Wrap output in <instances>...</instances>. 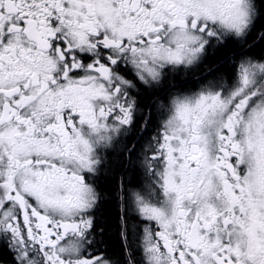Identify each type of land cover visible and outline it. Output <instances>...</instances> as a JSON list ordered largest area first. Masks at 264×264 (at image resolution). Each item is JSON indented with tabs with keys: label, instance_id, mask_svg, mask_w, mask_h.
I'll return each instance as SVG.
<instances>
[{
	"label": "snow or ice",
	"instance_id": "snow-or-ice-1",
	"mask_svg": "<svg viewBox=\"0 0 264 264\" xmlns=\"http://www.w3.org/2000/svg\"><path fill=\"white\" fill-rule=\"evenodd\" d=\"M0 264H264V0H0Z\"/></svg>",
	"mask_w": 264,
	"mask_h": 264
}]
</instances>
